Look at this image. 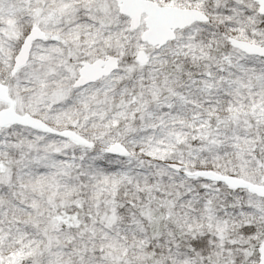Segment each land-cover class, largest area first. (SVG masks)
Returning <instances> with one entry per match:
<instances>
[{
    "label": "snow or ice",
    "instance_id": "obj_1",
    "mask_svg": "<svg viewBox=\"0 0 264 264\" xmlns=\"http://www.w3.org/2000/svg\"><path fill=\"white\" fill-rule=\"evenodd\" d=\"M0 264H264V0H0Z\"/></svg>",
    "mask_w": 264,
    "mask_h": 264
}]
</instances>
